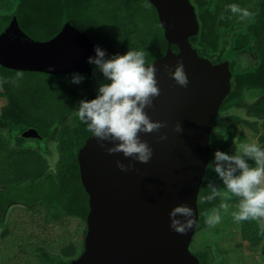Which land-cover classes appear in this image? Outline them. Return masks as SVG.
<instances>
[{"label": "water", "instance_id": "95a60500", "mask_svg": "<svg viewBox=\"0 0 264 264\" xmlns=\"http://www.w3.org/2000/svg\"><path fill=\"white\" fill-rule=\"evenodd\" d=\"M131 28L153 30L185 53L198 51L191 39L198 35L199 23L189 0H61L45 12L20 2L3 17L0 58L26 75L71 79L72 73L81 74L85 79L77 84L78 108L81 100L96 98V68L87 62L95 47L105 50L106 58L118 54ZM212 69V80L194 102L153 101L145 108L152 122L167 125L159 133L138 134L153 150L147 164L122 153L109 155L84 124L76 159L88 197L87 215L80 255L67 264H199L189 251L198 223L197 197L208 167L210 135L231 79L225 62H213ZM177 124L181 133L174 130ZM161 135L167 139L160 141ZM116 161L132 164L133 170L120 171ZM182 204L192 209L194 220L183 235L169 226V213Z\"/></svg>", "mask_w": 264, "mask_h": 264}, {"label": "trees", "instance_id": "16d2710c", "mask_svg": "<svg viewBox=\"0 0 264 264\" xmlns=\"http://www.w3.org/2000/svg\"><path fill=\"white\" fill-rule=\"evenodd\" d=\"M60 1L14 0L10 11H0V20L15 11L20 2L30 10L45 12ZM189 1L199 23V33L191 39L197 45V53L183 52L172 41L153 30L131 28L125 31L118 54L124 55L129 50H144L146 66L153 65L157 69L156 80L160 91L167 81L170 82L169 105L190 104L201 97L212 80L213 62H225L228 66L231 74L230 90L220 107L217 126L210 135L208 167L197 197L196 235L208 227L204 213L212 208H219L223 202L220 196L211 201L205 200L210 195L207 189L209 182L219 187L218 179L212 173L214 153L219 150L232 155L230 145L237 127L248 131L264 149V0ZM230 4L247 8L252 17L241 20L228 10L227 6ZM1 37L0 30V40ZM124 38L129 39L131 44L122 49ZM249 45H253L254 50L253 67L246 72L237 73L236 61L224 59L223 54L226 51L243 52ZM178 62L184 65L189 82L186 88L176 84L166 70L167 66L174 72ZM16 74L0 58V100L3 101L0 106V218H4L11 207L18 206L31 213H37V207H41L42 230L50 225L68 223L69 220L76 222V235L79 233L77 242L68 238L57 252H49L44 248L34 251L42 264H67L80 255L87 215L88 197L80 185L76 159V142L84 126L75 106L78 87L71 79L23 74L17 80ZM98 75L103 76L100 72ZM251 92L257 93V96L254 101L245 105L246 117L231 118L230 126L220 128V115L230 107L242 106L245 95ZM24 132H30L32 136L23 137ZM28 140L38 144L55 140L54 169L49 168L40 152L26 145ZM247 162L254 166V161ZM252 221H241V224L244 227L250 226ZM6 233L4 231L1 234L2 238L6 237ZM31 236L33 237L32 234ZM48 242L44 238L40 244L47 245ZM191 245L189 251L199 264H213V256L208 248L192 250Z\"/></svg>", "mask_w": 264, "mask_h": 264}, {"label": "clouds", "instance_id": "9594fccd", "mask_svg": "<svg viewBox=\"0 0 264 264\" xmlns=\"http://www.w3.org/2000/svg\"><path fill=\"white\" fill-rule=\"evenodd\" d=\"M227 7L241 20L252 17L247 8H241L238 4ZM94 51L95 56L89 57L87 62L94 65L107 82L100 84L95 99L79 102V120L109 155L122 153L126 158L147 164L153 156V150L146 141L140 140L138 134L159 133L167 127L166 123L152 122L145 112V108H151L153 99L160 95L157 69L153 65L146 66L144 50H129L124 55L116 54L110 58H106L105 50L99 46ZM166 70L176 84L185 88L188 86L182 62L177 63L174 72L167 66ZM22 77L23 73L17 72L16 79ZM84 79L79 73L71 74V82L74 84H80ZM174 130L181 133V125L177 124ZM166 139V135L159 137L160 141ZM104 142L113 146L107 147ZM248 160L254 161V166H250ZM211 166L222 181L223 189L209 182L207 189L210 195L205 200H214L223 191L225 201L239 198L235 205L237 210L232 212L236 222L264 220V149L258 143L250 142L240 143L233 155L217 150ZM116 167L122 172L133 170L132 164L125 165L120 161H116ZM228 208L227 202H221L219 208L206 211L205 223L213 227L219 224L221 210L227 212ZM192 217L190 207L184 204L176 206L169 213V226L174 232L183 235L193 227Z\"/></svg>", "mask_w": 264, "mask_h": 264}, {"label": "rangeland", "instance_id": "374dc122", "mask_svg": "<svg viewBox=\"0 0 264 264\" xmlns=\"http://www.w3.org/2000/svg\"><path fill=\"white\" fill-rule=\"evenodd\" d=\"M13 5L14 0H0V11H10ZM129 44H131L130 40L124 38L121 48L124 49ZM223 58L236 61L235 72L237 73L251 70L255 61L253 45H249L243 52L226 51ZM98 73L97 70L93 78L96 95L100 84L106 83L103 76L98 77ZM169 92H171V87L170 82L167 81L163 85L160 95L154 98L155 102L167 103L169 97H171ZM256 96L257 93L255 92L247 93L242 106L230 107L223 112L218 119L220 121L219 127L230 126V119L234 117L244 119L246 117L245 105L254 101ZM2 104L3 101L0 100V106ZM235 131L234 139L230 145L232 155L235 154L240 143H257V139L252 137L248 131H243L239 127ZM10 145L11 148L14 147L12 143ZM26 145L40 152L45 157L49 168L54 169L56 162L55 140L43 144L28 140ZM212 173L218 179L219 188L223 189V183L213 171V168ZM220 198L223 202L229 204L227 212L221 210L222 218L219 224L214 227L208 225L193 237L191 249L208 248L213 256V264H264V220H253L250 226L244 227L241 222H236L232 216V212L236 211L235 205L238 203L239 198L233 197L231 200L225 201L223 191ZM37 211V213H31L15 206L9 208L4 218H0V264H23V262L25 264H42L35 256L34 251L36 249L44 248L49 252H57L66 239L73 238L77 242L79 233L76 235V222L69 220L68 223L50 225L42 230V208L37 207ZM4 231H7L6 237L2 238L1 234ZM44 238L49 241L47 245L40 244V241H43ZM237 245H240L239 248H237Z\"/></svg>", "mask_w": 264, "mask_h": 264}, {"label": "flooded vegetation", "instance_id": "af4514ba", "mask_svg": "<svg viewBox=\"0 0 264 264\" xmlns=\"http://www.w3.org/2000/svg\"><path fill=\"white\" fill-rule=\"evenodd\" d=\"M14 12V11H13ZM11 14V13H10Z\"/></svg>", "mask_w": 264, "mask_h": 264}]
</instances>
